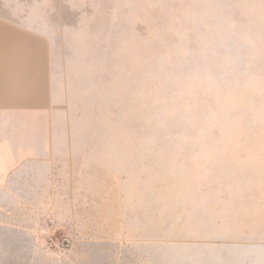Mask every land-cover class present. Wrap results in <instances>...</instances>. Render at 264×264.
Masks as SVG:
<instances>
[{"label":"rangeland","instance_id":"rangeland-1","mask_svg":"<svg viewBox=\"0 0 264 264\" xmlns=\"http://www.w3.org/2000/svg\"><path fill=\"white\" fill-rule=\"evenodd\" d=\"M221 254L264 264V0H0V264Z\"/></svg>","mask_w":264,"mask_h":264},{"label":"crops","instance_id":"crops-1","mask_svg":"<svg viewBox=\"0 0 264 264\" xmlns=\"http://www.w3.org/2000/svg\"><path fill=\"white\" fill-rule=\"evenodd\" d=\"M222 256L223 257L215 258V259H217L216 262L214 260H211V259H208V258H205V259L197 258V259H195V264H224V263L225 264H236L235 260L232 259L233 262L231 260L227 261L225 259L224 255H222ZM232 258H234V257H232Z\"/></svg>","mask_w":264,"mask_h":264}]
</instances>
